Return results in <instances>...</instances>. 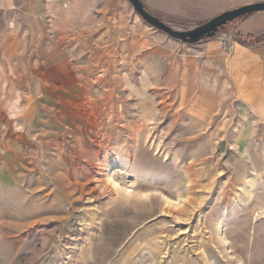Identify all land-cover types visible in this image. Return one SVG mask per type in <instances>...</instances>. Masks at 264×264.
Segmentation results:
<instances>
[{
    "label": "rangeland",
    "instance_id": "obj_1",
    "mask_svg": "<svg viewBox=\"0 0 264 264\" xmlns=\"http://www.w3.org/2000/svg\"><path fill=\"white\" fill-rule=\"evenodd\" d=\"M44 5L0 0V264H264V134L132 5L67 32L62 79Z\"/></svg>",
    "mask_w": 264,
    "mask_h": 264
},
{
    "label": "crops",
    "instance_id": "obj_2",
    "mask_svg": "<svg viewBox=\"0 0 264 264\" xmlns=\"http://www.w3.org/2000/svg\"><path fill=\"white\" fill-rule=\"evenodd\" d=\"M45 0L44 11L61 24V74L66 78L67 32H83L96 27L108 13L118 10L124 18L130 13L128 0ZM153 16L164 22L190 29L218 14L264 0H139ZM119 4H121V8ZM123 10V11H122ZM125 13V14H124ZM110 14V13H109ZM215 36L190 44L177 39L157 43L153 49L181 67L192 81L197 104L217 105L225 112L232 108L244 115L254 129L264 134V11H258L229 24ZM220 30V29H219ZM162 33V32H161ZM79 39L80 36H79ZM63 43V44H62ZM61 52V53H62ZM183 68V69H182ZM70 70V69H68ZM190 85V84H188ZM181 92V91H180ZM188 93L190 91L188 89ZM187 93L186 95L190 96ZM247 130V132H248ZM240 131H243L241 129ZM240 134V132H239Z\"/></svg>",
    "mask_w": 264,
    "mask_h": 264
},
{
    "label": "water",
    "instance_id": "obj_3",
    "mask_svg": "<svg viewBox=\"0 0 264 264\" xmlns=\"http://www.w3.org/2000/svg\"><path fill=\"white\" fill-rule=\"evenodd\" d=\"M135 12L147 23L156 29L166 33L173 39L185 42L188 38H196L205 36L207 38L213 37L220 28L225 24L237 19H241L248 14L264 11V2H256L244 6L234 8L218 14L206 22L197 24L190 29H176L166 24L161 19L150 14L141 4L139 0H128Z\"/></svg>",
    "mask_w": 264,
    "mask_h": 264
},
{
    "label": "trees",
    "instance_id": "obj_4",
    "mask_svg": "<svg viewBox=\"0 0 264 264\" xmlns=\"http://www.w3.org/2000/svg\"><path fill=\"white\" fill-rule=\"evenodd\" d=\"M232 22H234V21H232ZM232 22H229L226 25H228V24H230ZM224 27H225V25H224ZM207 39H208L207 37L201 36V37H196V38H188L185 42L186 43H190V44H197V43L203 42V41H205Z\"/></svg>",
    "mask_w": 264,
    "mask_h": 264
},
{
    "label": "bare ground",
    "instance_id": "obj_5",
    "mask_svg": "<svg viewBox=\"0 0 264 264\" xmlns=\"http://www.w3.org/2000/svg\"><path fill=\"white\" fill-rule=\"evenodd\" d=\"M113 119H115V118H113ZM113 119H112V121H113ZM116 119H117V118H116ZM117 120H118V119H117ZM108 121H109V120H108ZM115 121H116V120H115ZM118 121H119V120H118ZM120 121H121V120H120ZM113 122H114V121H113ZM114 123H115V122H114ZM113 125H115V124H113ZM113 125L111 126L112 128H113ZM115 126H117V125H115ZM114 128H115V127H114ZM103 132H104V131H103ZM242 132H243V131H240L239 139H241V138L243 137V136H242ZM105 133H106V132H105ZM105 133H104V134H105ZM104 134H103V135H104ZM112 134H113V133H112ZM99 135H100V134H99ZM105 135H107V134H105ZM105 135H104V136H105ZM108 136H109V135H108ZM110 136H111V135H110ZM116 136H117V135H116ZM101 138H102V137H101ZM99 139H100V137H99ZM102 139H103V138H102ZM98 141H99V140H98ZM98 141H97V142H98ZM103 141H104V140H103ZM113 141H114V140H113ZM100 142H101V141H100ZM104 142H105V141H104ZM106 143H107V142H106ZM127 152H128V151H127ZM129 152H131V151H129ZM128 154H129V153H128ZM129 155H130V154H129ZM255 218H256V217H255Z\"/></svg>",
    "mask_w": 264,
    "mask_h": 264
}]
</instances>
